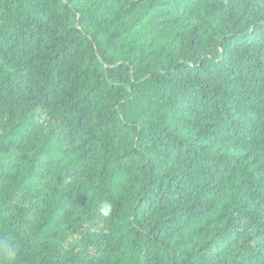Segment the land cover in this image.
I'll use <instances>...</instances> for the list:
<instances>
[{
  "label": "trees",
  "instance_id": "obj_1",
  "mask_svg": "<svg viewBox=\"0 0 264 264\" xmlns=\"http://www.w3.org/2000/svg\"><path fill=\"white\" fill-rule=\"evenodd\" d=\"M0 264H264V0H0Z\"/></svg>",
  "mask_w": 264,
  "mask_h": 264
},
{
  "label": "clouds",
  "instance_id": "obj_2",
  "mask_svg": "<svg viewBox=\"0 0 264 264\" xmlns=\"http://www.w3.org/2000/svg\"><path fill=\"white\" fill-rule=\"evenodd\" d=\"M112 205L108 202H104L102 207L100 208V213L103 216H108L111 212Z\"/></svg>",
  "mask_w": 264,
  "mask_h": 264
}]
</instances>
